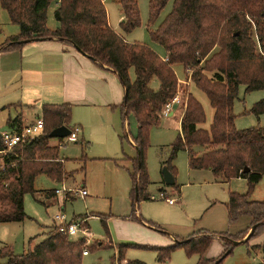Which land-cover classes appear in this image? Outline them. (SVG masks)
Wrapping results in <instances>:
<instances>
[{
	"label": "trees",
	"instance_id": "16d2710c",
	"mask_svg": "<svg viewBox=\"0 0 264 264\" xmlns=\"http://www.w3.org/2000/svg\"><path fill=\"white\" fill-rule=\"evenodd\" d=\"M52 1H58L54 17L59 27L54 31L46 27L47 9ZM168 2L148 0V28L157 22ZM117 3L123 16L121 29L130 33L139 28L138 0H117ZM0 7L7 12L10 23L19 28L17 36L7 38L0 45V52L17 50L31 42L57 39L70 43L94 63L117 75L124 89L123 101L118 106L121 119L124 123L131 115L137 126L133 139L137 155L131 160L130 172L133 184L130 220L141 222L134 214L135 209L140 202L151 200L146 192L149 134L153 127L159 126L164 107L176 95L178 79L174 67L179 65L184 71L192 70L190 82L206 95L213 111L211 125L209 130L199 128L205 122V114L199 102L188 94L180 119V133L163 165L175 177L176 169L171 164L177 153L183 151L191 171L209 170L222 182L245 180L247 192L230 193L225 208L230 226L242 217L249 218L250 223L236 234L198 230L186 238H176L171 246L154 248L158 264H167L176 250H182L187 256H197V264H214L219 259L218 264H223L232 254V241L243 240L254 225L257 226L255 231L244 244L264 233V202L248 200L264 175V130L259 126L237 130L233 114L240 86L244 87L245 94L264 90V0H173L164 20L155 30L148 29L151 41L163 48L164 59L149 47L127 43L116 34L108 25L103 0H0ZM131 69L133 81L129 77ZM153 79L159 83L157 90L149 86ZM249 113L255 117L264 115V99L255 103ZM40 118L43 122L41 133L17 145L11 153H3L0 137V224L24 221L26 194L53 196V191L35 190L38 176L44 175L55 183L70 177L60 158L61 145L51 146L49 134L59 127L72 132V107L45 104ZM14 123L21 129L19 118L10 124ZM124 139H127L125 130L121 141ZM80 144L87 147V143ZM85 160L86 157L81 159ZM246 168L249 171L245 173ZM170 188L179 192L176 184ZM215 239L222 243L223 250L216 259H208L206 253ZM83 245L82 239L73 242L54 229L21 255H14L11 248L3 246L0 259H6L5 264H82ZM132 247L141 246H117V264H144L125 260L126 250ZM256 247L264 256V243Z\"/></svg>",
	"mask_w": 264,
	"mask_h": 264
},
{
	"label": "rangeland",
	"instance_id": "374dc122",
	"mask_svg": "<svg viewBox=\"0 0 264 264\" xmlns=\"http://www.w3.org/2000/svg\"><path fill=\"white\" fill-rule=\"evenodd\" d=\"M138 2L141 25L134 31L126 33L120 27L119 6L111 0H103L112 26L119 34L132 43L150 46L153 51L155 50V53L163 55V48L151 41L148 29L155 30L158 24L164 20L171 11L173 0H169L157 22L151 28L147 27L148 0H138ZM55 7V1H52L47 9L46 27L48 29L49 26L52 28V25L55 24ZM15 32L16 34L19 32L18 26L10 23L7 12L0 7V43L13 36ZM174 71L178 79L174 98L177 97L179 103L173 105V110L176 112L175 118L163 119L161 115L162 120L159 126L150 130L149 148L146 152L149 178L146 192L150 195V199L152 197L154 199L138 204L137 214L141 215L142 221L130 220L133 184L129 173L132 172V164L130 161L122 159L123 156H121L124 152L128 156L134 157L136 152L126 139L122 142L121 149L119 136L123 135L124 130L119 123L118 111L108 108L106 113L112 116V121L115 119L113 121L115 122L114 129L118 134V137L115 136V141L119 147V155L106 157V152L101 149L100 141L105 137H110L111 120H98L93 127L86 129L85 139L90 143L87 149L81 147L80 133H77L76 141L63 139L64 146L60 148V156L65 161V172L71 177L63 183H55L41 175L36 178L34 188L36 191L44 192L61 190L64 186L75 191L85 190L87 196L82 200L68 194H60L49 200L43 198L45 203L43 205L38 202L42 199L38 198L41 195L33 197L31 194H26L24 196V213L26 215L24 221L0 224V249L3 246H8L14 255L23 254L29 248L43 241L55 226L54 217L63 214L68 222H79L85 219L87 223V225L83 224V229L89 234L88 237L78 233L71 239L75 242L82 239L84 243L89 240L88 255L82 258V264H117L115 250L116 245L121 244L145 247L128 248L125 252V260L158 264L154 248H165L172 245L170 243L167 246H160V243L171 242L174 238H186L189 234L201 229L215 234L225 232L234 234L248 226L247 219L249 218L247 217H242L235 225L230 226L225 208L229 193L236 192L235 190H245L243 193H246L247 183L232 180L226 186L216 183L213 175L208 171H189L187 154L183 151L178 152L174 160L177 171L176 184L180 187L181 195L174 196V192L170 193L169 188L161 184V163L169 158L171 145L174 144L180 133V122L178 121H180L185 108L186 96L191 94L202 106L205 122L199 126L200 129L209 130L213 115L206 95L189 80L192 70L184 71L182 66L178 65L174 67ZM207 76L210 78V74ZM129 77L131 81L134 80L133 69L129 71ZM149 86L153 90H157L159 83L153 79ZM103 93L109 95L110 90H105ZM262 99H264V90L245 94L244 87H239L238 97L233 105L234 126L237 130H246L257 126L264 130V115L255 117L249 113L251 107ZM10 113L12 117L15 115L13 110ZM26 114L29 119L35 121L40 117V109L36 105H31ZM75 114L72 115L73 120L78 119L88 126L81 111L75 110ZM126 124L125 132L128 134L129 140L131 136H136L137 126L131 115H129ZM5 128L6 125H2L0 132ZM50 142L52 145H59L57 139H52ZM83 157L96 160H87L84 164L80 161ZM161 188L166 191V197L177 198L179 202L172 206L168 205L164 199L158 196V190ZM143 220L157 228L144 225ZM263 243L264 233H260L251 238L248 244L234 247L232 254L224 260L223 264H264V256L261 250L256 247ZM99 244H101L100 247ZM213 245L220 248L215 256L208 257L206 254L208 259H216L222 252L221 242L214 240L210 249ZM109 246L112 248H107ZM168 262V264H197L198 257L187 256L182 250H176L171 254ZM5 263L6 259L1 258L0 264Z\"/></svg>",
	"mask_w": 264,
	"mask_h": 264
},
{
	"label": "crops",
	"instance_id": "0c3cea01",
	"mask_svg": "<svg viewBox=\"0 0 264 264\" xmlns=\"http://www.w3.org/2000/svg\"><path fill=\"white\" fill-rule=\"evenodd\" d=\"M111 1L115 2L119 6V4L117 3V0H111ZM55 4H56V7H55V10H56V8L58 7V1H55ZM104 6H105V3H104ZM119 12H120V6H119ZM107 17H108L109 27L116 34H118L125 42L132 43L130 42V40L125 39V37H123L121 34H119L114 29V27L112 26L109 14H107ZM119 20H121L120 23L123 22V16L121 12H120ZM50 27L51 26H49V30L54 31L59 27V25L55 21V24L52 25V28ZM18 33L16 34L15 32L13 36H10V37L17 36ZM6 39L4 40V42L6 41ZM4 42L0 43V45H2ZM150 49L153 50L151 47ZM159 56L164 59L165 52H163V55H159ZM105 90H110V94L105 95V93H103ZM123 96H124V89L117 75L112 70L106 67H100L98 64L94 63L88 57L81 54L70 43L62 42L57 39L42 40V41L31 42V43L25 44L24 46H22L20 49H17V50L0 52V127L2 125H6V128L0 133L4 131L13 130V129H18L16 127L18 123H14V125L10 124L12 120L16 118H19V123L21 124V128L28 124L33 123L34 120L29 119L26 114V112H29V107L31 105H36L37 107H39L40 112H41V108L45 104H54V105L69 104L72 107V115L73 113L74 115H76L75 110L81 111V113L83 114L85 118V122H87L88 124V126H85V124H83V122H81L80 120L78 119L73 120V117L71 119L72 128L73 129L78 128L79 130L78 133L81 134L80 141L83 144L87 143V147L84 148V149H87L90 143L89 141L85 139V137L87 136L86 129L93 127L98 120H102V121L111 120L112 116L111 115L109 116L106 113L108 108L118 111L120 126L123 130H125V128L127 127L126 123L128 121L129 116L126 117L125 122L123 123L121 119L120 111L118 109V106L123 101ZM11 110L15 112L14 113L15 115L13 117L11 116V113H10ZM175 115H176V112H174V110L172 109L168 113V116L166 118L165 117H162V118L163 119L175 118L176 117ZM113 121H115V119H113ZM113 121L111 125V130H110V137H105L103 140L100 141L102 145L101 149L104 152H106L105 153L106 157L119 155V147L117 146L116 141H115L116 139L115 136L117 135L118 137V134H117V131L114 129L115 122ZM136 133H137V130H136ZM121 136H119V140H120L121 149H122V142L124 140L121 141ZM134 137L131 136V138H129L128 140V134H127V139H126L128 141V144L133 149H135L133 146ZM50 145L55 146V145H52L51 142H50ZM59 145L64 146L62 142L61 143L59 142ZM197 151L202 152L204 151V149H197ZM135 152H136V149H135ZM136 155H137V152L135 153L134 157H130L123 152L121 156H123L122 159L130 161L132 164L131 160L134 159ZM60 158L64 161V159L61 156ZM87 160H96V159L87 158ZM87 160H85V162H82L81 160L80 161L85 164ZM163 163H161V166H162L161 169L165 166L163 165ZM171 165L172 167L176 169L174 165V161H172ZM165 167L167 168V166ZM203 171L210 172L209 170H203ZM129 176H130V173H129ZM161 177H162V174H161ZM176 177H177V171H176V176L174 177L175 184H176ZM232 180H240V182L246 183L245 180L240 179V178L232 179ZM214 181L218 184H224L226 186H228L230 183V181L222 182L216 179L215 177H214ZM161 184L162 186L166 187L163 183V178H162ZM63 188L68 189L62 186V189ZM168 188H169L168 191L170 193L174 192V196L181 195L180 187H179V192H176L170 187ZM56 190H49V191H53V196L51 198H46L44 197L45 195L43 194L40 197H38V198H42L41 201H43V205H45L43 198H45L46 200H49V199L57 197V195H60V194L62 195V193L55 194ZM160 191L166 192L163 188L158 190V192ZM235 191L236 192H231V193L245 194L243 193L245 190H235ZM168 195L170 194L168 193ZM72 197L74 198L78 196H72ZM174 199L176 200V203L179 202L177 198H174ZM248 200L251 202H264V175L262 176L258 184H256ZM138 209L137 210L135 209L134 214L138 219L142 220L141 215L137 214ZM226 214H227V211H226ZM143 222H144V225L147 224L149 226V224H151V223L145 222L144 220ZM247 223L249 226V223H250L249 219H247ZM85 224L87 225L86 221H85ZM54 229H55V226L53 227L52 230ZM201 230L205 231L203 229ZM195 232L189 234L188 236L194 234ZM212 234H215V233H212ZM175 239L176 238H174V240L171 242L160 243L159 245L167 246L170 243L173 245L175 242ZM215 240H218V239H215ZM101 244H99V247ZM219 248L220 247H215L213 245L211 249L209 248L210 250H208V253H206L207 256L208 257L215 256ZM214 250L216 251L213 253ZM222 250H223V245H222ZM209 259H214V258H209ZM168 263L169 262H167V264Z\"/></svg>",
	"mask_w": 264,
	"mask_h": 264
},
{
	"label": "built area",
	"instance_id": "2783aa9c",
	"mask_svg": "<svg viewBox=\"0 0 264 264\" xmlns=\"http://www.w3.org/2000/svg\"><path fill=\"white\" fill-rule=\"evenodd\" d=\"M179 103L178 98H173L166 106L164 107L161 115L163 117H167L168 113L173 109L174 104ZM43 129V122L41 118H37L33 123L28 124L21 129H13L9 131H4L0 133V137L2 140V145L4 147L3 153H11L13 148L19 144H24L30 139L34 138L35 136L39 135ZM78 128H74L70 135L67 137L68 141H76ZM68 194L69 196H78L81 199H84L87 196V192L85 190H71L63 188L61 191L56 190L55 194ZM72 194V195H71ZM159 198L165 200L168 205H174L176 200L174 198L166 197V192L160 191L158 194ZM69 198V197H68ZM152 200L154 197L151 198ZM55 222V231L61 233L62 235L66 236L69 240L75 237L78 233L84 234V236L88 237V233L85 229H83V224L85 220L77 221H67V218L63 214L56 215L54 217ZM81 240V239H80ZM73 241V240H71ZM88 241L84 243V249L82 250V256H87L88 253Z\"/></svg>",
	"mask_w": 264,
	"mask_h": 264
},
{
	"label": "water",
	"instance_id": "95a60500",
	"mask_svg": "<svg viewBox=\"0 0 264 264\" xmlns=\"http://www.w3.org/2000/svg\"><path fill=\"white\" fill-rule=\"evenodd\" d=\"M70 135V130L66 127H59L55 130H53L50 134L49 137L51 139H58V140H63L67 138ZM249 170L246 168L244 169V172H248ZM162 178H163V183L166 187H172L175 184L174 177L172 174L168 171V169L164 166L161 170ZM137 198V190L135 189V199ZM256 225L252 226L249 233L247 236L241 240V241H232V247H236L238 245L244 244L250 237V235L255 231ZM230 251H228L225 255H227ZM220 262V259L216 261L214 264H218Z\"/></svg>",
	"mask_w": 264,
	"mask_h": 264
}]
</instances>
